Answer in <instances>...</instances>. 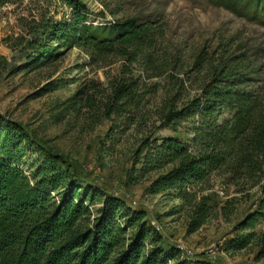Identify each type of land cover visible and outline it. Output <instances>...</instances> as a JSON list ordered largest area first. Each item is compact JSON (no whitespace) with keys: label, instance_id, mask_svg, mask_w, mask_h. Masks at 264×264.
<instances>
[{"label":"trees","instance_id":"16d2710c","mask_svg":"<svg viewBox=\"0 0 264 264\" xmlns=\"http://www.w3.org/2000/svg\"><path fill=\"white\" fill-rule=\"evenodd\" d=\"M24 1L0 0V8ZM29 1L41 4V11L11 50L18 48L31 70L74 48L86 52L91 64L118 60L103 116L113 122L123 118L125 128L135 125L140 74L158 77L163 71L156 56L162 24L127 18L94 25L80 0ZM205 1L264 28V0ZM52 4L65 6L69 17L52 16L47 10ZM244 57L204 73L197 93L180 106L179 91L161 105L156 128L171 134L156 137L150 128L142 135L127 176L137 182L155 174L148 193L178 201L175 210L186 213L188 235L212 219L229 222L257 188L262 195L257 207L234 225L219 249L236 253L255 245L261 260L264 231L256 226L264 217V90L239 70ZM112 130L111 125L107 137ZM27 147L25 128L0 116V264H210L165 243L145 210L83 181L59 155L39 148L42 157L24 170ZM212 176L228 177L240 197L212 203L204 195Z\"/></svg>","mask_w":264,"mask_h":264},{"label":"rangeland","instance_id":"374dc122","mask_svg":"<svg viewBox=\"0 0 264 264\" xmlns=\"http://www.w3.org/2000/svg\"><path fill=\"white\" fill-rule=\"evenodd\" d=\"M80 1L87 7V21L94 25L127 18L162 24L163 36L156 56L163 71L158 77L140 74L139 108L133 117L136 124L125 128L123 118L113 122L112 116H103L109 95L107 82L117 75L121 62L91 64L86 52L74 48L59 61L31 70L19 49L10 47L14 48L16 39L25 36L41 4L25 0L1 7L0 116L26 130L30 147L24 170L32 169L34 161L42 157L39 148L59 155L83 181L145 210L147 218L162 227L165 243L182 244L191 252L190 258L205 259L210 264H264V258L255 257V245L236 253L219 249L232 235L234 225L257 207L262 198L257 188L251 190L252 198L240 201L229 222L212 219L188 235L186 213L175 210L178 201L148 193L155 174L137 182L127 176L142 135L150 128L156 137L171 134L168 129L157 130V112L175 91H179L176 105L180 106L197 93L204 73L224 63H236L242 54L245 62L239 70L248 72L254 85L264 90V28L205 0ZM56 6L52 4L47 9L52 16L69 17L65 6ZM199 56L202 60L196 66ZM111 125L113 130L107 137ZM233 190L228 177L212 176L204 195L221 205L227 199L240 197ZM256 231H264V217Z\"/></svg>","mask_w":264,"mask_h":264},{"label":"built area","instance_id":"2783aa9c","mask_svg":"<svg viewBox=\"0 0 264 264\" xmlns=\"http://www.w3.org/2000/svg\"><path fill=\"white\" fill-rule=\"evenodd\" d=\"M134 204V203H133ZM133 206H135V205H133ZM153 225H154V227H155V229H156V231L157 232H159L160 234H163V230H162V227L159 225V224H157V223H153ZM176 248L180 251V252H182L186 257H191V252L190 251H188V250H186L185 249V247L182 245V244H176ZM211 253H213V252H211ZM212 256V255H211Z\"/></svg>","mask_w":264,"mask_h":264},{"label":"crops","instance_id":"0c3cea01","mask_svg":"<svg viewBox=\"0 0 264 264\" xmlns=\"http://www.w3.org/2000/svg\"><path fill=\"white\" fill-rule=\"evenodd\" d=\"M163 237H164V235H163Z\"/></svg>","mask_w":264,"mask_h":264}]
</instances>
